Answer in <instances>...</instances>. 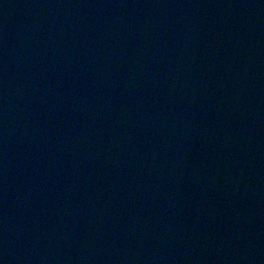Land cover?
Here are the masks:
<instances>
[{
  "label": "water",
  "instance_id": "1",
  "mask_svg": "<svg viewBox=\"0 0 264 264\" xmlns=\"http://www.w3.org/2000/svg\"><path fill=\"white\" fill-rule=\"evenodd\" d=\"M0 264H264V0H0Z\"/></svg>",
  "mask_w": 264,
  "mask_h": 264
}]
</instances>
